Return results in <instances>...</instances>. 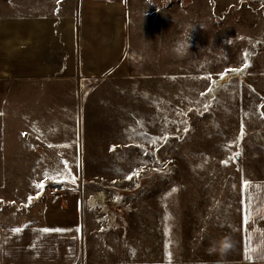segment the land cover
Segmentation results:
<instances>
[{"label": "rangeland", "instance_id": "obj_1", "mask_svg": "<svg viewBox=\"0 0 264 264\" xmlns=\"http://www.w3.org/2000/svg\"><path fill=\"white\" fill-rule=\"evenodd\" d=\"M123 1L128 51L111 66L35 84L30 96L9 91L22 99L4 106L14 153L0 221L40 222L42 206L57 210L59 197L85 220L93 260L114 251L105 244L123 261L218 260L207 249L226 235L233 258L245 182L264 180V46L244 67L251 40L264 45V0ZM24 131L32 135L21 143ZM56 182L55 196L37 187ZM99 193L103 203L89 200V210Z\"/></svg>", "mask_w": 264, "mask_h": 264}, {"label": "crops", "instance_id": "obj_2", "mask_svg": "<svg viewBox=\"0 0 264 264\" xmlns=\"http://www.w3.org/2000/svg\"><path fill=\"white\" fill-rule=\"evenodd\" d=\"M127 7L123 0H0V188L5 187L7 161L14 153L5 149V103L18 104L22 98L16 93L23 90L22 95L30 96L35 84L53 88L82 73H99L101 67L111 66L128 51ZM103 59L108 61L104 63ZM10 90L16 91L14 98L9 96ZM30 135L24 131L21 143L25 138L29 142ZM5 202L0 197V204ZM51 202L57 210L46 203L40 222H25L23 215L14 223L0 221V264H169L123 261L115 256L120 257L117 247L108 244L101 250L114 251H102L95 260L89 258L85 220L63 209L61 198ZM239 222V251L227 259L228 264H264V180L245 186ZM15 228L22 231L16 234L12 231Z\"/></svg>", "mask_w": 264, "mask_h": 264}, {"label": "clouds", "instance_id": "obj_3", "mask_svg": "<svg viewBox=\"0 0 264 264\" xmlns=\"http://www.w3.org/2000/svg\"><path fill=\"white\" fill-rule=\"evenodd\" d=\"M234 248L235 241L231 236L226 235L211 241L207 251L209 254H216L220 257V259L216 261V264H228L226 257Z\"/></svg>", "mask_w": 264, "mask_h": 264}, {"label": "snow or ice", "instance_id": "obj_4", "mask_svg": "<svg viewBox=\"0 0 264 264\" xmlns=\"http://www.w3.org/2000/svg\"><path fill=\"white\" fill-rule=\"evenodd\" d=\"M249 55H250L249 53L245 52V54H244V59H245V65H244V67H248V66H249L248 63H247V60H248ZM228 71L231 72V71H236V70H231V69H230V70H228ZM226 75H227V73L222 74L221 79H224ZM208 91L211 92V91H213V89H212V88H209ZM205 107H207V105H206ZM262 107H264V106H262ZM261 115L264 116V113H261ZM242 137H243V130L241 131V136H240V138L242 139ZM155 142H156L155 140L152 141V143H155ZM49 146L51 147L52 145H49ZM110 151H115V148L110 149ZM239 155H240L239 152L235 153V156H239ZM235 156L232 157V159H234ZM223 163H224V164H227L228 161H223ZM60 174L62 175L63 173H60ZM133 176H137V177H138V176H139V170H137L136 172H134L132 175L127 176L126 179L131 180V179L133 178ZM45 177H46V178H50V177H49V174H47V173H45ZM72 182L74 183L75 180L73 179ZM245 183H246V185H247V182H245ZM37 187H39V188L42 189V188H43V183L37 185ZM173 191H176V190L173 189ZM32 199H33L32 197H29V201H31ZM12 231H13L14 233H16V234H19V233L22 231V229H21V228H15V229H12ZM41 231H43V232H49V231H51V230H49V229H42ZM56 231H59V230H56ZM248 258L251 259V256H249ZM169 264H171V254H170V253H169Z\"/></svg>", "mask_w": 264, "mask_h": 264}, {"label": "built area", "instance_id": "obj_5", "mask_svg": "<svg viewBox=\"0 0 264 264\" xmlns=\"http://www.w3.org/2000/svg\"><path fill=\"white\" fill-rule=\"evenodd\" d=\"M251 42H252V47H253V49H252V53H249L251 56H254L255 55V53H257V50H261V48H262V46H264L263 45V40H260V39H252L251 40ZM60 184L61 183H58V182H56V183H53L52 184V187L51 188H49V189H46V187H45V184L43 183V190H45L46 191V193L48 194V195H53V196H55L56 194H59V192L61 191V186H60ZM39 188V187H38ZM39 189H41V188H39ZM91 197V196H90ZM89 197V198H90ZM88 201H89V199H88ZM87 206H88V208H89V210H90V208H92L90 205H89V203L88 204H86Z\"/></svg>", "mask_w": 264, "mask_h": 264}, {"label": "water", "instance_id": "obj_6", "mask_svg": "<svg viewBox=\"0 0 264 264\" xmlns=\"http://www.w3.org/2000/svg\"><path fill=\"white\" fill-rule=\"evenodd\" d=\"M230 74L227 73L224 79H218V80L212 81L213 86H216L217 88H219V86H221L223 83H225L230 78Z\"/></svg>", "mask_w": 264, "mask_h": 264}, {"label": "bare ground", "instance_id": "obj_7", "mask_svg": "<svg viewBox=\"0 0 264 264\" xmlns=\"http://www.w3.org/2000/svg\"><path fill=\"white\" fill-rule=\"evenodd\" d=\"M104 196L105 195H103L102 193H99L95 197H92V198L90 197L91 199L89 198V200L92 202V204L96 203V200H98L99 203H103Z\"/></svg>", "mask_w": 264, "mask_h": 264}]
</instances>
